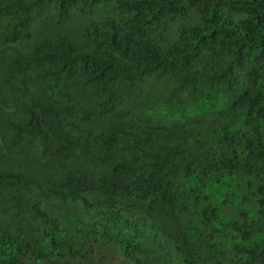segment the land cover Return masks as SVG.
I'll return each mask as SVG.
<instances>
[{"label": "trees", "instance_id": "16d2710c", "mask_svg": "<svg viewBox=\"0 0 264 264\" xmlns=\"http://www.w3.org/2000/svg\"><path fill=\"white\" fill-rule=\"evenodd\" d=\"M0 264H264V0H0Z\"/></svg>", "mask_w": 264, "mask_h": 264}]
</instances>
